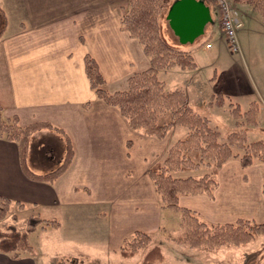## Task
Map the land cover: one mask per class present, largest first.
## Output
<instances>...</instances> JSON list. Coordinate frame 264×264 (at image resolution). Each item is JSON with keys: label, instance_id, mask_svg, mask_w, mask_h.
<instances>
[{"label": "crops", "instance_id": "crops-1", "mask_svg": "<svg viewBox=\"0 0 264 264\" xmlns=\"http://www.w3.org/2000/svg\"><path fill=\"white\" fill-rule=\"evenodd\" d=\"M240 2L241 11L255 13L243 0ZM127 5L128 0H0L3 113L17 116L22 126L47 122L63 132L44 128L33 134L26 162L35 173L55 168L30 165L32 144L47 135L58 137L60 162L66 149L65 136L72 148L65 173L52 183L38 182L24 174L17 144L0 139V196L23 204L22 210L28 208L33 215L56 219L60 223L56 229L63 224L56 214L64 213L67 220L75 222L71 227L87 228L86 236L97 238L106 253L117 252L120 264L141 258L139 253L127 259L120 256V246L127 236L135 230L150 235L159 230L165 209L147 171L159 159L156 156L162 151L165 154L172 144L131 130L115 108L97 99L86 78V54L95 60L108 93L126 90L129 77L149 68L141 45L121 29ZM263 23L258 24L264 27ZM176 48L190 52L194 58L193 48ZM86 103L91 107L85 108ZM257 105L260 113L262 107ZM215 179L213 199L206 195L180 196L179 205L195 211L208 224L240 218L264 223L260 193L264 164L255 162L242 170L237 160L230 159ZM33 250L34 256L23 253L17 259L0 252V264H39ZM164 262L165 256L158 264Z\"/></svg>", "mask_w": 264, "mask_h": 264}, {"label": "trees", "instance_id": "trees-1", "mask_svg": "<svg viewBox=\"0 0 264 264\" xmlns=\"http://www.w3.org/2000/svg\"><path fill=\"white\" fill-rule=\"evenodd\" d=\"M243 1L264 19V0ZM170 4L171 0H128L121 18V29L141 45L149 61V68L129 77L126 90L108 93L104 89V79L95 60L88 54L83 58L86 78L97 99L104 105L115 108L130 129L162 140L172 128H186V135L171 144L165 155L147 171L161 207L180 216L179 242L206 253L214 252L220 247L245 245L264 233V223L240 218L231 223L208 224L195 211L179 205L180 196L204 194L212 199L217 187L215 176L230 158L238 159L243 168L249 167L254 161L264 163V139L246 143L244 133L235 131L228 135L226 141L221 142L217 130L210 127L205 116L193 110L185 94L181 90H167L165 83L158 79L157 73L161 70L178 67L192 71L197 67L189 52L173 47L162 37L160 19ZM220 94L219 92L215 99L217 107L224 103ZM229 106L236 121L243 117L247 124H255L259 113L257 103L251 102L248 110L243 113L238 106ZM84 107L90 108L91 104L86 103ZM44 128L63 133L47 122L22 126L17 116H5L0 106V139L17 144L20 166L26 177L52 183L68 169L72 160V148L65 136L66 149L60 164L44 173L33 172L26 162L28 141L34 132ZM129 144L130 142L127 143L128 146ZM235 149L242 154L235 152ZM200 167L210 168V171L201 176L176 175L196 171ZM262 193L264 194V185ZM11 205L23 208V204L0 196V220L6 218ZM46 227L56 229L60 227V223L56 219L31 215L24 231H19L14 226L0 230V252L10 254L14 259L23 253L34 256L29 235ZM151 242L150 234L134 231L123 240L119 254L127 259L146 252L140 264L161 263L164 256L159 247L149 248Z\"/></svg>", "mask_w": 264, "mask_h": 264}, {"label": "rangeland", "instance_id": "rangeland-1", "mask_svg": "<svg viewBox=\"0 0 264 264\" xmlns=\"http://www.w3.org/2000/svg\"><path fill=\"white\" fill-rule=\"evenodd\" d=\"M240 1L232 0L234 6L239 10H241ZM205 2L207 3V1ZM207 4L210 6L212 22L207 24L201 36L188 44H180L170 29L165 18L170 5L166 7L160 19L162 37L173 47L193 48L192 53L197 67L192 71L181 70L178 67L161 70L158 71L157 77L165 83L167 90L185 91L188 104L197 114L205 116L209 120L210 127L216 129L219 133L221 142L226 141L228 135L235 131L244 133L246 143L262 140L264 139V27L258 23L264 21L256 11H254L255 13L253 11H241L243 26L237 31V40L240 53H242L240 57V55L232 53L227 48L225 38L220 37L217 27V25L219 26V17L211 4L209 2ZM219 29L222 33L220 26ZM206 43L210 44L209 48H205ZM219 92L224 103L222 106L217 107L215 99ZM251 102H255L262 107L255 124H247L243 117L236 121L231 115L232 108L229 105L238 106L240 112L243 113L248 110ZM237 122L239 125H237ZM172 129L162 139H167L166 141L170 144L183 138L187 133L184 127ZM38 131L40 130L36 132ZM162 144L165 145V143ZM32 147L30 151L32 155L31 166L37 169L42 167L53 169L59 165L60 142L58 137L47 135L40 142L38 139V142L33 143ZM131 147L130 142L127 148L131 149ZM234 151L242 154L237 149ZM163 153V151L160 152L156 157L162 158L165 155ZM235 160L240 165L238 159ZM255 162L264 164L254 161L252 165ZM252 165L246 168L240 167L244 170L252 167ZM113 167V170L116 171L117 166L114 164ZM209 171L210 168L200 167L196 171L180 172L176 175L201 176ZM129 177H132V175H129ZM260 193H262V188ZM262 196L264 200L263 193ZM22 209L16 205H11L6 218L0 220V230H5L8 226H14L17 230L24 231L28 218L33 214L28 208ZM57 215L60 217V220H58L63 221L62 228L52 229L46 227L44 230L39 228L30 234V244L38 255L39 264H94V261L90 259H99L101 262L96 261L97 264H120L116 260L117 258L120 259L117 252L106 253L102 244L95 241L97 238L90 239L86 236L89 232L87 228L71 227L75 224L74 221L67 220L64 213H58ZM199 218L203 220L200 216ZM179 221L180 216L178 213L165 209L162 211L158 232L151 235L152 242L149 248H161L160 250L165 256L163 264H264V233L245 245L220 247L214 252L206 253L179 242L181 236ZM145 253L140 252L141 258L136 257L128 264H137L139 260L142 261ZM75 258H78L79 263ZM85 259H89V261Z\"/></svg>", "mask_w": 264, "mask_h": 264}, {"label": "water", "instance_id": "water-1", "mask_svg": "<svg viewBox=\"0 0 264 264\" xmlns=\"http://www.w3.org/2000/svg\"><path fill=\"white\" fill-rule=\"evenodd\" d=\"M165 18L180 44L194 42L212 22L209 7L202 0H175Z\"/></svg>", "mask_w": 264, "mask_h": 264}, {"label": "built area", "instance_id": "built-area-1", "mask_svg": "<svg viewBox=\"0 0 264 264\" xmlns=\"http://www.w3.org/2000/svg\"><path fill=\"white\" fill-rule=\"evenodd\" d=\"M212 4L219 17V26L225 38L227 48L234 54L240 53V46L237 40V31L242 27V14L232 3V0H207ZM206 44L205 48H209Z\"/></svg>", "mask_w": 264, "mask_h": 264}]
</instances>
